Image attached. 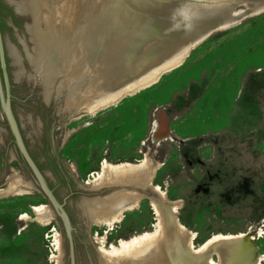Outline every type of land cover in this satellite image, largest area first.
Masks as SVG:
<instances>
[{"label":"rangeland","instance_id":"1","mask_svg":"<svg viewBox=\"0 0 264 264\" xmlns=\"http://www.w3.org/2000/svg\"><path fill=\"white\" fill-rule=\"evenodd\" d=\"M2 2L14 15L7 21L11 30L2 35L10 110L31 159L49 189L57 191L54 197L69 218L71 234L21 156L0 102V189L7 188L14 172L32 186L27 194L0 198V264H55V233L60 264H104L93 236L105 227L91 224L84 202L121 190L137 191L142 198L108 232L105 249L153 233L150 200L159 197L150 186L93 189L87 183L104 162L139 164L145 156L162 165L153 184L183 201L177 217L195 235L196 248L214 236L249 233L254 254L248 264H264V12L214 31L147 93L140 90L139 97L127 95L88 114L65 110L66 92L53 87L48 93L33 62L34 18L25 0ZM157 2L195 10L202 0ZM38 27L45 30V22L38 20ZM50 153H56L71 180L58 186ZM42 205L52 211L50 224L19 220ZM183 260L180 264L192 262L189 255Z\"/></svg>","mask_w":264,"mask_h":264},{"label":"bare ground","instance_id":"2","mask_svg":"<svg viewBox=\"0 0 264 264\" xmlns=\"http://www.w3.org/2000/svg\"><path fill=\"white\" fill-rule=\"evenodd\" d=\"M25 2L34 18L32 34L36 56L33 62L44 75L48 93L53 87L66 92L65 110L88 114L116 104L178 67L199 41L191 42L185 49L187 42L214 32L216 29L206 32L214 22L230 20L231 26L264 11V0H202L195 10L165 8L157 0ZM240 4L245 5L243 9H237ZM38 20L45 22V30L39 29ZM161 169V163L148 156L139 164L104 162L101 172L87 181L93 189L115 185L150 186L159 197L150 200L155 231L119 240L117 247L111 244L108 250L105 249L108 232L123 221L126 212L139 207L142 195L121 190L105 199L84 202V213L91 224L105 227L102 235L93 236L103 263L180 264L189 255L191 264H238L237 260L226 257L222 245L219 247L222 242H233L238 259H242L240 264H248L254 254L252 238H247L249 233L214 236L195 247V235L177 217L183 201L170 199L166 188L153 184ZM31 189L14 172L7 188L0 189V198L27 194ZM32 211L33 215L24 213L19 220L41 225L51 223L53 214L48 206L33 207ZM54 237L58 252L55 264H60V235L55 233Z\"/></svg>","mask_w":264,"mask_h":264},{"label":"water","instance_id":"3","mask_svg":"<svg viewBox=\"0 0 264 264\" xmlns=\"http://www.w3.org/2000/svg\"><path fill=\"white\" fill-rule=\"evenodd\" d=\"M254 15H257V13L255 12ZM250 16H252V15H250ZM229 21L230 20L214 22L215 24L212 27L207 28L206 32H208L210 29H216V30L217 29L218 30L225 29L223 27H226V28L229 27ZM206 32H204V33H206ZM212 33L213 32L207 34L203 38H201V36L199 35V36H196L195 38L190 39L187 42V45H186L185 49L193 41H195V43H197L199 41L196 45L200 44L201 42L206 40L208 38V36H210ZM199 38H201V39H199ZM0 70H1V73H2V81H3L2 83H3V87H4V91H3L2 83L0 81V102H1V105H2V107L4 109L5 115L7 117L11 132H12L14 138H15V143L17 145V148H18L21 156L23 157L24 161L26 162L28 167L33 172L39 187L43 190V192L47 196V198L50 201V203L52 204V206L55 208V210L58 212V214L62 218V220H63V222L65 224L68 236L70 237L71 225H70L69 218H68L66 212L63 211L62 206L57 203L56 198L54 197L52 191L49 189V187L47 186V184L45 182L44 176L40 173V171L38 170V168L34 164L33 160L31 159V157H30V155H29V153H28V151H27V149H26V147L24 145V142H23L22 136L20 134L18 125H17L16 121L14 120V117H13L12 112L10 110L9 82H8V76H7V71H6V62H5V54H4L3 39H2L1 30H0ZM158 82H159V79L155 83L143 88L142 90H145V89L151 87L152 85L157 84ZM139 91H137V92H139ZM137 92H135L132 95H136ZM234 244L235 243H233V242H224V243H222L220 245H222V247H224L223 248L224 254H226V257L228 259L237 260L235 262H237V263L239 262L238 264H240V263H242V259H238L239 256H237V250L235 249L236 247H234L235 246Z\"/></svg>","mask_w":264,"mask_h":264},{"label":"trees","instance_id":"4","mask_svg":"<svg viewBox=\"0 0 264 264\" xmlns=\"http://www.w3.org/2000/svg\"><path fill=\"white\" fill-rule=\"evenodd\" d=\"M13 12L11 11V7H9L8 5H6L5 3L2 2V0H0V30H1V34H4V31L6 30H11V27L8 25L7 21L10 17H13ZM155 84L152 85L151 87L147 88L146 90H144L142 92V94L147 93L148 91H150L151 89L155 88ZM141 95L140 94H136L135 97H139ZM50 158L51 160H55L58 162V157L56 155V153H50Z\"/></svg>","mask_w":264,"mask_h":264},{"label":"flooded vegetation","instance_id":"5","mask_svg":"<svg viewBox=\"0 0 264 264\" xmlns=\"http://www.w3.org/2000/svg\"><path fill=\"white\" fill-rule=\"evenodd\" d=\"M6 5H8L9 7H11L9 4H7V3H5ZM12 8V7H11ZM11 11H12V9H11ZM52 162H53V168L51 167V174H52V176H53V178H54V180H55V182L58 184V186L61 184V180H63V181H66V180H69L70 179V176H68L67 178H66V174H65V172L63 171V169H62V166H61V163L58 161H55V160H51ZM71 180V179H70ZM51 191H52V193H53V195L55 196V197H57V191H55L54 189H52L51 188Z\"/></svg>","mask_w":264,"mask_h":264}]
</instances>
